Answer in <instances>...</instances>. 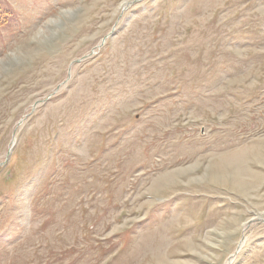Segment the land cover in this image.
I'll return each mask as SVG.
<instances>
[{"label": "rangeland", "instance_id": "1", "mask_svg": "<svg viewBox=\"0 0 264 264\" xmlns=\"http://www.w3.org/2000/svg\"><path fill=\"white\" fill-rule=\"evenodd\" d=\"M27 51L0 264H264V0H0V61Z\"/></svg>", "mask_w": 264, "mask_h": 264}, {"label": "bare ground", "instance_id": "2", "mask_svg": "<svg viewBox=\"0 0 264 264\" xmlns=\"http://www.w3.org/2000/svg\"><path fill=\"white\" fill-rule=\"evenodd\" d=\"M67 13V12H66ZM69 16V15H68ZM65 17V16H64ZM63 17V18H64ZM70 17V16H69ZM59 20H60V17H59ZM60 25V22L58 23V24H54V29L56 28V27H58ZM54 29H53V31H52V35L54 36L55 34H57L58 33V31L59 30H55L54 31ZM57 29H59V27L57 28ZM41 33H43V31H41ZM40 36V35H39ZM37 38V37H36ZM39 38V37H38ZM46 39V40H45ZM48 39V40H47ZM51 39V37H44V33L41 35V38H39V40H37L38 42H40V43H42V41H49ZM32 55V53H30L29 51H27V52H25L24 53V56L23 57H13V58H11L9 61L7 60H1L0 62H4L5 61V63H6V67H7V71H10L11 69H12V67L15 65V64H19V63H21V61H25L27 58H26V56H31ZM12 56V55H11ZM10 56V57H11ZM33 56V55H32ZM5 68V67H4ZM0 73H3V72H0ZM226 173V172H225ZM250 174V172H246V174ZM244 173H243V171L242 170H239V169H237V171H235V172H232V176L233 177H231V176H228L229 175V173H226V175L224 174V175H222L221 177H219L218 179L219 180H225V181H227V180H229V179H231V178H234V179H238V176H241V175H243ZM170 177H173V176H170ZM232 186L234 187V188H236V186L238 187L236 190H238L239 189V186L237 185V183H236V185L235 184H232ZM240 190V189H239ZM241 191V190H240ZM257 218H260V217H257ZM252 219H256V217L255 218H251L250 219V221L252 220ZM248 221H246L244 224H243V226L247 223ZM235 224V223H234ZM248 224V223H247Z\"/></svg>", "mask_w": 264, "mask_h": 264}, {"label": "water", "instance_id": "3", "mask_svg": "<svg viewBox=\"0 0 264 264\" xmlns=\"http://www.w3.org/2000/svg\"><path fill=\"white\" fill-rule=\"evenodd\" d=\"M77 62H79V61H77Z\"/></svg>", "mask_w": 264, "mask_h": 264}]
</instances>
